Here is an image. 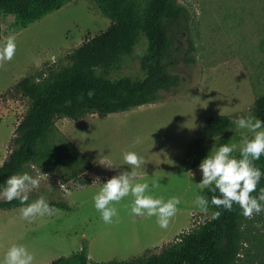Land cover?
Returning <instances> with one entry per match:
<instances>
[{
	"label": "rangeland",
	"instance_id": "1",
	"mask_svg": "<svg viewBox=\"0 0 264 264\" xmlns=\"http://www.w3.org/2000/svg\"><path fill=\"white\" fill-rule=\"evenodd\" d=\"M177 1L189 9L191 19L190 34L177 38L169 49L172 58L179 60L170 71L182 77L173 93L162 92L160 101L106 116L89 112L72 128L64 122L60 126L87 159L131 171L133 166L124 163L123 154L135 151L142 156L133 183L147 180L155 195L180 198L168 226L161 228L155 216L131 213V194L113 202L118 215L105 223L93 200L99 182L107 177L105 171H83L79 179L93 182L98 177L99 182L79 184L64 179L61 164L29 163L21 172L46 174L40 176L39 186L29 196L34 194L36 199L44 194L69 208H54L51 215L31 220L21 217V206L0 209V259L13 243H22L33 253V264H48L78 251L85 243L91 260H128L159 252L181 232L212 218L210 207L203 213L194 203L202 192L197 184L201 179L198 165L221 143L218 137L198 146H193V141L207 117L227 114L234 120L252 114L256 94L264 92V0ZM14 22L13 15L0 12V46L9 36H15L16 43L12 59L0 60V165L11 151L10 139L28 105L25 98L10 97L15 83L48 66L64 64L67 54L110 23L93 0H70L24 28H16ZM189 42L194 49L188 53ZM144 47L141 38L124 59L119 74L141 75L138 57ZM189 57L193 60L187 61ZM242 131L233 123L227 143L239 142ZM153 182H158L156 187H151ZM251 218L256 227H263L264 211Z\"/></svg>",
	"mask_w": 264,
	"mask_h": 264
},
{
	"label": "trees",
	"instance_id": "2",
	"mask_svg": "<svg viewBox=\"0 0 264 264\" xmlns=\"http://www.w3.org/2000/svg\"><path fill=\"white\" fill-rule=\"evenodd\" d=\"M70 0H0V12L13 15L16 28H24L41 17L58 10ZM109 26L88 38L65 56L66 62L48 66L23 77L10 91L12 98L28 100L24 115L10 139L11 151L0 166V185L8 176L21 172L26 164L43 163L64 166V179L90 184L78 175L92 163L55 124L59 117L73 120L86 113L99 116L122 112L151 104L163 98L162 92L173 93L182 77L170 71L178 63L169 51L177 38L190 34V11L177 0H93ZM145 47L138 57L141 75L119 74L124 59L129 57L140 39ZM1 39V30H0ZM179 49L178 47H176ZM194 47L189 42L188 53ZM193 58H187L192 61ZM92 95L89 96L88 92ZM251 112L264 120V92L256 94ZM233 117L214 114L198 128L193 146L218 137L228 142L227 132ZM239 153L237 154V156ZM253 163L264 171V154ZM264 187L261 177L253 195ZM201 195L212 193L203 188ZM36 195L29 196V201ZM48 199V198H47ZM52 208L68 209L65 202L52 201ZM27 203V202H25ZM21 206L19 200H0V209ZM221 215L181 232L159 252L144 253L128 260L94 261L88 257L87 245L48 264H264V223L256 227L254 219L242 215L238 204L232 210L219 208Z\"/></svg>",
	"mask_w": 264,
	"mask_h": 264
},
{
	"label": "clouds",
	"instance_id": "3",
	"mask_svg": "<svg viewBox=\"0 0 264 264\" xmlns=\"http://www.w3.org/2000/svg\"><path fill=\"white\" fill-rule=\"evenodd\" d=\"M15 51V36H9L0 46V60H11ZM88 95L91 96L92 92L89 91ZM233 123L238 129L244 130L240 133L239 142L218 145L215 151L208 152L198 165L201 179L197 184L201 189L208 188L212 193L219 191L221 194L213 195L211 198V204L217 206V210L212 212V219L219 218L221 206L231 211L234 203L240 206L245 217L250 218L253 214L264 211V187L259 189L257 195H253L261 177H264V171L253 163L264 154V120L249 113L235 118ZM237 151L238 156L235 154ZM123 160L125 164L133 166L131 171L122 170L103 183L96 178L100 187L93 200L102 220L111 223L112 218L118 215L113 202H119L131 194L133 197L130 204L131 213L155 216L159 226L166 228L178 210L180 198L170 196L165 199L163 196L155 195L150 190L147 180L133 183L135 169L143 163V157L138 153L126 151ZM189 174L193 175L191 172ZM40 176L46 174L40 171ZM40 176H33L28 171L15 172L0 185V198L7 201L19 200L20 215L24 219L31 220L51 215L54 211L44 194L29 201V192L39 186ZM157 183L153 182L151 187H156ZM194 203L201 212L209 211V199L205 195L197 194ZM33 261V253L24 244L13 243L5 252L3 259H0V264H33Z\"/></svg>",
	"mask_w": 264,
	"mask_h": 264
},
{
	"label": "crops",
	"instance_id": "4",
	"mask_svg": "<svg viewBox=\"0 0 264 264\" xmlns=\"http://www.w3.org/2000/svg\"><path fill=\"white\" fill-rule=\"evenodd\" d=\"M87 114H89V113H86L82 118H80L78 120H73V119H70V118H67V117H59V118L56 119L55 124H56V126H59L58 128L61 131L64 130V129H61L63 127V122L66 125L68 124L69 128L70 127L72 128L75 125L76 121L83 122V119H84L85 116H87ZM65 119L73 120V121L71 123V121H66ZM70 123H71V125H70ZM60 126H62V127H60ZM69 128L67 127L66 130L69 129ZM184 145H186V144H184ZM6 158H7V155L5 157H3V161ZM88 160H90V159H88ZM3 161H2V163H3ZM90 162L92 163V166H91V168H89L85 172H90V173H93V174L97 173V172H100V171L107 172L106 173L107 177H103L101 181H106L107 179H109L111 177V176H108V175H112L113 173H116V172L120 171V168L118 166H115L114 164H112L110 162H104L103 160H93V159H91ZM97 164L99 165L100 168L97 167ZM93 183H97V180L91 182L90 184H93Z\"/></svg>",
	"mask_w": 264,
	"mask_h": 264
}]
</instances>
